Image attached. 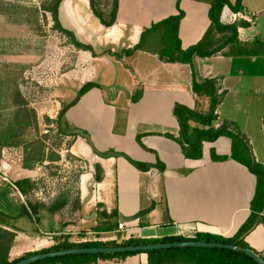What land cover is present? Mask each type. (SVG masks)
Masks as SVG:
<instances>
[{
  "label": "crops",
  "instance_id": "1",
  "mask_svg": "<svg viewBox=\"0 0 264 264\" xmlns=\"http://www.w3.org/2000/svg\"><path fill=\"white\" fill-rule=\"evenodd\" d=\"M112 1L107 0L108 10ZM212 2L119 0L116 22L106 27L93 13L90 0L62 1V25L97 53L94 56L79 49L83 81L78 91L86 82L96 86L78 95L62 115L67 136L76 138L80 154L88 158V170L78 175V192L69 197L46 195L41 188L46 174L42 169L50 158L43 164L25 166L26 151L22 150L21 160L10 162L14 159L9 147L0 149V212L5 215L0 216V227L15 232L10 260L66 241L106 243L100 238L121 236L124 232L117 231L119 223L136 215L137 219L126 222L133 238L238 236L253 212L256 174L233 157L228 136L204 141L202 157H188L178 140L181 126L175 111L180 105L208 114L212 99L197 93L194 81L214 79L221 101L213 126L227 125L239 134L252 160L264 165V38L257 22L258 17H264V0H243L239 11L226 4L221 13L223 24L240 25L239 42L252 54H236L231 44L211 56L195 55L192 63L169 62L148 49L125 53L140 42L145 29L181 12L182 48L203 40L204 51H212L229 35L212 28ZM253 14V22L238 17ZM50 24L54 26L53 17ZM250 45L259 49L252 50ZM76 74L80 71H67L66 84L74 83ZM189 124L193 129L208 128L197 118ZM76 128L90 134L100 152L120 155H98L86 138L69 133ZM71 153L81 157L73 149ZM133 161L149 168L141 169ZM98 173L101 180L96 178ZM1 174L8 175L16 187L5 184ZM256 215L255 226L240 239L264 259V211ZM87 264L151 263L146 253H139L98 258Z\"/></svg>",
  "mask_w": 264,
  "mask_h": 264
},
{
  "label": "rangeland",
  "instance_id": "2",
  "mask_svg": "<svg viewBox=\"0 0 264 264\" xmlns=\"http://www.w3.org/2000/svg\"><path fill=\"white\" fill-rule=\"evenodd\" d=\"M53 2L0 0V149L9 147L14 159L10 162L21 160L23 151L28 156L34 148L44 153L46 161L55 159L41 163L46 173L41 188L46 195L69 197L78 192L76 180L88 170V158L80 154L76 138L67 136L62 115L79 95L83 70L80 50L51 26L52 15L42 9ZM257 22L264 38V17ZM157 44L152 41L150 46ZM69 70L80 71V77L76 74L74 83L66 84ZM4 137L10 138L3 141ZM72 149L81 157L73 155ZM110 242L124 244L125 240L106 243Z\"/></svg>",
  "mask_w": 264,
  "mask_h": 264
},
{
  "label": "trees",
  "instance_id": "3",
  "mask_svg": "<svg viewBox=\"0 0 264 264\" xmlns=\"http://www.w3.org/2000/svg\"><path fill=\"white\" fill-rule=\"evenodd\" d=\"M63 0H54L50 6L44 7L43 9L51 12L54 20V28L64 33L70 43L76 46L78 49L88 50L97 56L94 48L91 45L81 42L75 32L71 29L64 27L59 18V7ZM91 9L93 13L100 19L101 23L106 26H112L117 19L118 4L119 0L112 1V8L108 10L109 3L107 0H90ZM230 5L235 11H239L243 7V0H236L235 4H232L230 0H213L212 7L210 10V17L212 20V28H216L219 32H227L228 37L212 51H204V41L202 40L197 45L189 47L184 50L182 48V42L179 37V29L184 13L181 12L179 15L170 16L158 23L153 24L150 28L145 29L142 32L140 42L132 50H126L125 53L130 55L138 49H148L156 52L163 60L169 62H182L192 63L195 55L207 57L211 56L226 45H232V51L236 54H252V51H248L247 47H243L239 42L238 28L239 24H223L221 21V13L224 5ZM151 38V41H150ZM152 41H156L158 44L154 47L150 46ZM256 49H259L256 45ZM121 56V54H118ZM96 86L95 83L85 84L79 91V95H82L92 87ZM194 90L200 94H207L212 99L211 110L208 114L199 113L192 111L187 107L178 105L176 107V115L179 119L181 126V133L178 140L181 142L184 152L188 157L200 158L203 155V142L204 141H215L221 136H228L232 139V151L233 157L250 167V169L257 176V187L255 196L252 200V214L249 220L242 226L238 236L232 239H226L217 236L199 234L196 238L186 237H167L159 240H144L140 238H132L125 241L124 244H150L158 242H173V241H185V240H200L206 242H220V243H237L244 247H248L243 239H240L246 232L252 229L258 221L256 212L264 211V165L254 162L250 155L249 149L243 138L239 134L230 130L227 125H223L219 128L213 126V120L216 118L215 109L221 101V97L217 95V87L214 79H206L199 83L194 81ZM197 118L204 125H208V128H197L193 129L189 124L190 119ZM12 127V126H10ZM9 127V129H10ZM13 131L12 136H14ZM10 137L3 138L6 141ZM8 142V141H7ZM6 142V143H7ZM29 155H26L25 166H35L36 163H42L45 161L44 153L41 155V151L34 148L27 151ZM47 158V157H46ZM49 158V157H48ZM55 160V159H50ZM139 168L147 170L148 164L135 162ZM33 163V165H31ZM97 180H101L99 173L96 175ZM23 189V187H22ZM0 216H5L0 212ZM264 221L262 217L261 221ZM110 228V227H108ZM15 232L5 230L0 227V264H14L18 260L30 256L33 253L25 254L15 260H10L9 252L13 244ZM119 245L115 242L101 243L100 242H87L82 244L70 243L69 241L58 243L52 248L41 250L54 251L62 249H72L81 247H112ZM249 248V247H248ZM37 253V252H36ZM139 253H146L148 255L149 263L151 264H167V263H185V264H258L253 258L246 255L242 251L230 250L227 248L220 247H174L170 249H159L151 251H138V252H124V253H107V254H69L59 256L55 258H49L43 261H38L34 264H50V263H62V264H87L92 261H96L98 258L108 259L115 257H127L130 255H136Z\"/></svg>",
  "mask_w": 264,
  "mask_h": 264
},
{
  "label": "water",
  "instance_id": "4",
  "mask_svg": "<svg viewBox=\"0 0 264 264\" xmlns=\"http://www.w3.org/2000/svg\"><path fill=\"white\" fill-rule=\"evenodd\" d=\"M69 133L76 134L87 139L88 144L93 149L95 153L102 157H112L119 156L120 153L115 151H109L107 153L100 152L94 145L90 134L86 133L83 129L76 128L69 130ZM32 207V206H31ZM26 213H29V208L24 207ZM138 216L125 218V222H130L137 219ZM174 247H220L227 248L235 251H242L246 255L253 258L258 264H264L263 257L256 251L239 245L237 243H220V242H206L200 240H185V241H173V242H158L150 244H119L112 247H81V248H72V249H62L54 251H44L33 253L30 256L24 257L14 264H34L38 261H43L49 258H55L59 256L69 255V254H107V253H124V252H138V251H151L159 249H170Z\"/></svg>",
  "mask_w": 264,
  "mask_h": 264
},
{
  "label": "built area",
  "instance_id": "5",
  "mask_svg": "<svg viewBox=\"0 0 264 264\" xmlns=\"http://www.w3.org/2000/svg\"><path fill=\"white\" fill-rule=\"evenodd\" d=\"M238 17L243 18V19H247L249 22H252L251 16H248V15L239 16L238 15ZM236 18H237V15H236ZM1 176H2V181L5 182V184H11L12 186L16 187L14 182L9 178L8 175L1 174ZM131 230H132V228L129 227L126 222H121V223H119V227H118V230H117L118 232H124L121 236H118V234H116V235H113L111 237H106V238H103V239L100 238V240H101V242L102 241L103 242L119 241V239H123L125 241H128L129 239H132L134 237V235H132L131 232H130Z\"/></svg>",
  "mask_w": 264,
  "mask_h": 264
}]
</instances>
